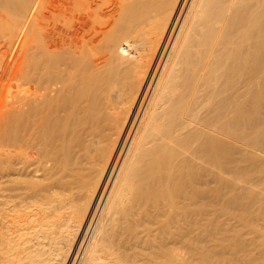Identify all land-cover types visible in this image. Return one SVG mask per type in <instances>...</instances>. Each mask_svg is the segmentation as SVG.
<instances>
[{
	"label": "bare ground",
	"instance_id": "1",
	"mask_svg": "<svg viewBox=\"0 0 264 264\" xmlns=\"http://www.w3.org/2000/svg\"><path fill=\"white\" fill-rule=\"evenodd\" d=\"M263 191L264 0H0V264H264Z\"/></svg>",
	"mask_w": 264,
	"mask_h": 264
},
{
	"label": "rangeland",
	"instance_id": "2",
	"mask_svg": "<svg viewBox=\"0 0 264 264\" xmlns=\"http://www.w3.org/2000/svg\"><path fill=\"white\" fill-rule=\"evenodd\" d=\"M241 158H242V157H241ZM240 162H242V161H240ZM240 162H239V164H241V165L243 166V164L240 163ZM245 165H246V163H245ZM245 165H244V166H245ZM242 166H241V167H242ZM244 166H243V168H244ZM238 167H239V166H238ZM255 167H256V166H251V167H249V168H255ZM243 168H241V169H243ZM257 168H258V167H256L255 169H257ZM238 169H239V168H238ZM245 169H247V167H245ZM239 170H240V169H239ZM242 171H243V170H242ZM253 171H254V170H253ZM238 172H239V171H238ZM240 172H241V170H240ZM234 181H236V180L231 181V184H230V185L234 184V185H232V188H233V191H236V192H234V193L230 192V194H232V195H234V196H237V197H242V195L244 196V194L246 193V191H248L249 189H248V188H247L248 190L245 189L246 191H243L244 189L241 190V191H238L237 188H238V186L240 185V184H239L240 182H238V180H237L238 183H235ZM232 182H233V183H232ZM236 184H239V185L237 186ZM241 184H242V183H241ZM248 184H250V183H248ZM248 184H246L247 187L249 186V187H251V188H254L252 184H251V185H248ZM227 187H228V186H227ZM235 187H236V188H235ZM224 188H225V187H224ZM223 190H224V189H223ZM239 190H240V188H239ZM237 193H238V194H237ZM263 193H264V191H263ZM245 195H246V194H245ZM220 219H222V218H220Z\"/></svg>",
	"mask_w": 264,
	"mask_h": 264
}]
</instances>
